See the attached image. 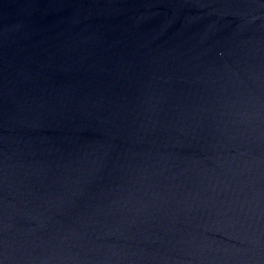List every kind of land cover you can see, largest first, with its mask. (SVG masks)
Wrapping results in <instances>:
<instances>
[{
    "label": "water",
    "instance_id": "1",
    "mask_svg": "<svg viewBox=\"0 0 264 264\" xmlns=\"http://www.w3.org/2000/svg\"><path fill=\"white\" fill-rule=\"evenodd\" d=\"M0 264H264V0H0Z\"/></svg>",
    "mask_w": 264,
    "mask_h": 264
}]
</instances>
